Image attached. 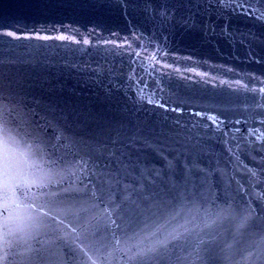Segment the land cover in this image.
Segmentation results:
<instances>
[{"label":"water","instance_id":"water-1","mask_svg":"<svg viewBox=\"0 0 264 264\" xmlns=\"http://www.w3.org/2000/svg\"><path fill=\"white\" fill-rule=\"evenodd\" d=\"M261 13L264 0H0V224L41 163L55 218L0 241V264H264Z\"/></svg>","mask_w":264,"mask_h":264},{"label":"snow or ice","instance_id":"snow-or-ice-1","mask_svg":"<svg viewBox=\"0 0 264 264\" xmlns=\"http://www.w3.org/2000/svg\"><path fill=\"white\" fill-rule=\"evenodd\" d=\"M256 10H252L248 14H254ZM259 19L264 20V13L258 16ZM9 35H12L9 33ZM3 93L0 91V116L3 113ZM151 103V101H149ZM210 119L215 122V117H210ZM60 140V137H57ZM151 147V145H148ZM41 160H44L43 153L41 154ZM41 169L42 175L38 177H25L13 186L12 196L15 197L16 190H20V196L23 198L18 203H15V208L18 210L16 213L9 211V205L6 202L4 204L5 211L8 212V216L5 217L2 224H0V241L3 242L5 246L12 245L13 241L19 240L27 242L32 240L38 235L41 229L49 227V220L55 219L51 217L48 211H45L51 200V193L43 191L48 187V184L52 183V178L49 173L43 172L44 165L41 163L38 165ZM87 167V164H85ZM105 165H99L100 169H103ZM168 167H171L169 164ZM91 183V181H89ZM87 189V185H85ZM35 189V190H34ZM92 196H96L95 186L92 188ZM48 196V199H44ZM103 203V195L99 197ZM135 203V202H133ZM122 205H115L111 201L104 207V219L106 221L107 227L111 230L113 236L115 237L117 233L123 231V225L125 223L120 208ZM137 207H139L137 205ZM119 241L117 240V243ZM131 257L130 259H134Z\"/></svg>","mask_w":264,"mask_h":264}]
</instances>
